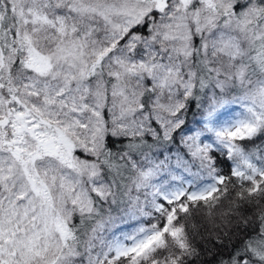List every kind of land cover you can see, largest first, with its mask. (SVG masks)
<instances>
[{
    "label": "snow or ice",
    "instance_id": "6c2138e0",
    "mask_svg": "<svg viewBox=\"0 0 264 264\" xmlns=\"http://www.w3.org/2000/svg\"><path fill=\"white\" fill-rule=\"evenodd\" d=\"M0 264H264V0H0Z\"/></svg>",
    "mask_w": 264,
    "mask_h": 264
}]
</instances>
